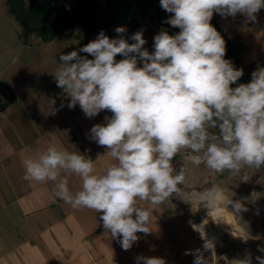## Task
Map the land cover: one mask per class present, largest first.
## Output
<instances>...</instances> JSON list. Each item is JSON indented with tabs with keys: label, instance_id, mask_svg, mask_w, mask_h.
Here are the masks:
<instances>
[{
	"label": "clouds",
	"instance_id": "obj_1",
	"mask_svg": "<svg viewBox=\"0 0 264 264\" xmlns=\"http://www.w3.org/2000/svg\"><path fill=\"white\" fill-rule=\"evenodd\" d=\"M160 2L173 14L165 22L180 31L173 36L161 30L154 36L153 52L144 47L143 30L115 39L101 32L79 50L94 59L73 50L59 56L62 63L54 73L57 87L70 98L68 108L78 104L88 118L103 110L112 113L106 123L90 129V139L104 146L114 163L97 171V160L55 144L23 161L24 180L51 181L54 197L73 209L101 213L103 228L123 250L138 241L137 233L150 232L151 209L173 196L207 209L209 216L228 205L236 212L242 209L217 184L203 189L190 185L186 168L176 171L173 164L180 153L186 151L187 160L212 173H243L244 181L248 169L264 166V67L252 73L249 83L231 87L243 69L225 59L226 42L210 23L214 13L241 14L254 22L264 0ZM117 55L123 59L117 61ZM73 174L81 181L76 191L69 187ZM206 223L192 228L204 240L203 250L215 256L214 242L204 233ZM184 254L194 256L193 264H208L201 249ZM257 260L264 264V257ZM135 261L166 264L163 258L143 255Z\"/></svg>",
	"mask_w": 264,
	"mask_h": 264
},
{
	"label": "crops",
	"instance_id": "obj_2",
	"mask_svg": "<svg viewBox=\"0 0 264 264\" xmlns=\"http://www.w3.org/2000/svg\"><path fill=\"white\" fill-rule=\"evenodd\" d=\"M256 17L253 22L241 14L221 16L218 22L243 49L242 63L254 71L264 67V8ZM76 42L66 31L33 50L0 46V57L6 58L0 63V82L17 99L0 112V264H136L138 255L160 257L166 264H193L194 256L184 254L188 250L182 248V232L158 206L151 209L150 232L137 233L138 241L123 250L103 228L101 213L73 209L54 197L51 181L23 179V161L52 144L97 160V171L114 163L106 148L90 139V129L106 123L112 113L103 110L88 118L78 104L68 108L70 98L54 78L62 63L59 56L76 51ZM80 184L73 174L70 189L76 191Z\"/></svg>",
	"mask_w": 264,
	"mask_h": 264
},
{
	"label": "rangeland",
	"instance_id": "obj_3",
	"mask_svg": "<svg viewBox=\"0 0 264 264\" xmlns=\"http://www.w3.org/2000/svg\"><path fill=\"white\" fill-rule=\"evenodd\" d=\"M29 2V0H26ZM54 1V0H47ZM102 6L105 0H97ZM134 1V0H130ZM77 0H70L66 7L71 9ZM133 10H137L134 5ZM138 16V15H137ZM158 17L150 13L145 20L141 21L135 29L128 27V34L125 38L130 37L137 31L143 30V37L146 40L144 47L151 53L154 51V36L161 31ZM175 29L176 27H172ZM69 38L77 41L79 28L67 31ZM0 46L10 47L11 49H21L26 47L36 49L41 41L33 32L27 33L18 23L13 15L10 14L7 0H0ZM176 34H173V36ZM133 41L129 40V43ZM117 61L123 59L117 55ZM6 61V58L0 57V63ZM139 64V62H138ZM254 72L255 69H252ZM8 97L6 90H1L0 99L4 102ZM187 152H182L173 160L176 171L184 166L188 174V183L198 189L211 187L217 184L226 190V195L233 201H238L242 209L236 212L232 205L222 208L227 215L228 227L222 229L213 217L208 215V210L204 208L197 209L189 203L173 196L170 200L158 205L166 216V220L173 222L178 231L182 232V248L186 250H195L197 246H203V243L196 239L192 224L207 221L218 242L215 243V256L211 251H205L204 257L211 264H228L232 260H244L248 264H259L257 257H264V171L260 169H248L247 181L242 180L241 175L233 176L225 171L224 173H212L204 168L203 165H194L186 159ZM205 181H207L205 183ZM247 209V210H244ZM180 228V230H179ZM242 234L247 235V239ZM259 237V239H255ZM226 258V259H225Z\"/></svg>",
	"mask_w": 264,
	"mask_h": 264
},
{
	"label": "trees",
	"instance_id": "obj_4",
	"mask_svg": "<svg viewBox=\"0 0 264 264\" xmlns=\"http://www.w3.org/2000/svg\"><path fill=\"white\" fill-rule=\"evenodd\" d=\"M70 0H7L11 15L27 33L33 32L43 43L54 41L66 31L79 28L77 52L80 56L94 59L90 54L80 52V48L97 39L101 32L109 38H119L128 34V27L135 29L139 23L146 19L150 13H154L159 19L160 29L166 30L169 35L178 34L180 29H172L165 21L173 14L161 7L160 0H105L102 6L97 0H77L73 8L68 9L66 3ZM134 5L137 10L134 11ZM138 15V16H137ZM220 14L214 13L210 21L212 26L221 34L226 42L225 59L230 60L237 69H243V76L231 87L240 83L251 81L252 70L241 61L243 49L234 45L219 25ZM123 27L125 33L118 34L115 29ZM74 62V61H73ZM142 66V64H138ZM6 90V101L0 99V112L13 105L17 99L5 82H0V92ZM264 171V166L261 167Z\"/></svg>",
	"mask_w": 264,
	"mask_h": 264
},
{
	"label": "bare ground",
	"instance_id": "obj_5",
	"mask_svg": "<svg viewBox=\"0 0 264 264\" xmlns=\"http://www.w3.org/2000/svg\"><path fill=\"white\" fill-rule=\"evenodd\" d=\"M224 213L225 211L221 208L219 212H213V214L210 216L215 219V221L218 223V225L222 229H226L228 227V221L226 220L227 215H225ZM204 233L207 239L213 240L214 244L218 242L217 237H215L214 235H211L207 230L204 229Z\"/></svg>",
	"mask_w": 264,
	"mask_h": 264
},
{
	"label": "built area",
	"instance_id": "obj_6",
	"mask_svg": "<svg viewBox=\"0 0 264 264\" xmlns=\"http://www.w3.org/2000/svg\"><path fill=\"white\" fill-rule=\"evenodd\" d=\"M205 220H203L201 223H196V225H201ZM204 229L207 230L211 235L215 236V232L212 231V229L210 228L209 225H205L204 224ZM194 231V230H193ZM195 237L196 239L200 242H202L204 244V240L201 239V235L199 232L194 231ZM213 241V240H212ZM215 245V244H214ZM195 249H201V251H203L204 255H205V251L203 250V246H197Z\"/></svg>",
	"mask_w": 264,
	"mask_h": 264
}]
</instances>
